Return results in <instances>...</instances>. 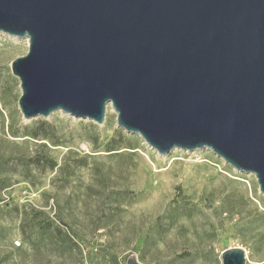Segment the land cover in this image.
Returning a JSON list of instances; mask_svg holds the SVG:
<instances>
[{
	"label": "water",
	"instance_id": "95a60500",
	"mask_svg": "<svg viewBox=\"0 0 264 264\" xmlns=\"http://www.w3.org/2000/svg\"><path fill=\"white\" fill-rule=\"evenodd\" d=\"M0 33L28 42L11 64L26 121L102 125L111 106L160 156L207 149L264 195V0H0Z\"/></svg>",
	"mask_w": 264,
	"mask_h": 264
},
{
	"label": "rangeland",
	"instance_id": "374dc122",
	"mask_svg": "<svg viewBox=\"0 0 264 264\" xmlns=\"http://www.w3.org/2000/svg\"><path fill=\"white\" fill-rule=\"evenodd\" d=\"M27 52V40L0 33V264H126L132 254L142 264H222L235 247L264 264L253 175L207 149L160 156L117 126L111 106L102 125L62 112L26 121L11 64ZM38 120L48 140L25 137Z\"/></svg>",
	"mask_w": 264,
	"mask_h": 264
},
{
	"label": "trees",
	"instance_id": "16d2710c",
	"mask_svg": "<svg viewBox=\"0 0 264 264\" xmlns=\"http://www.w3.org/2000/svg\"><path fill=\"white\" fill-rule=\"evenodd\" d=\"M23 133L26 134L25 137H31V138H34V139H36V137L38 135H42L45 138L44 140H48L50 137H52L49 125L47 123H45L43 121H39V120L38 121H34L31 124L30 127H24L23 128ZM11 135H12V137L16 138V137H18L17 136L18 132L17 133L12 132ZM114 141L115 140H112L108 144V148L110 149L109 152L114 151ZM52 146H56V147L57 146H63V143L59 142V141H52ZM50 161H52V160L41 158V162L42 163H46L47 164V163H50ZM51 165H52V169H55L58 166V164L56 162H54V161H52ZM25 166L28 167L27 164H25ZM49 226H50V224H44V223L40 224V227L42 229H47Z\"/></svg>",
	"mask_w": 264,
	"mask_h": 264
},
{
	"label": "bare ground",
	"instance_id": "6f19581e",
	"mask_svg": "<svg viewBox=\"0 0 264 264\" xmlns=\"http://www.w3.org/2000/svg\"><path fill=\"white\" fill-rule=\"evenodd\" d=\"M14 40H16V41H18V40H20V39H18V38H16V37H12Z\"/></svg>",
	"mask_w": 264,
	"mask_h": 264
}]
</instances>
